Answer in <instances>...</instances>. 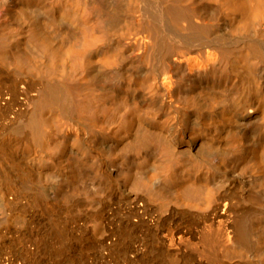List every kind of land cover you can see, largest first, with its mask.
Returning <instances> with one entry per match:
<instances>
[{"label":"bare ground","instance_id":"6f19581e","mask_svg":"<svg viewBox=\"0 0 264 264\" xmlns=\"http://www.w3.org/2000/svg\"><path fill=\"white\" fill-rule=\"evenodd\" d=\"M0 264H264V0H0Z\"/></svg>","mask_w":264,"mask_h":264}]
</instances>
